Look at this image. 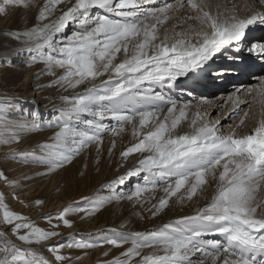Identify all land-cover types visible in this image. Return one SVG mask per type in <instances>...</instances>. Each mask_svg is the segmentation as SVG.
Segmentation results:
<instances>
[{
  "label": "snow or ice",
  "instance_id": "snow-or-ice-1",
  "mask_svg": "<svg viewBox=\"0 0 264 264\" xmlns=\"http://www.w3.org/2000/svg\"><path fill=\"white\" fill-rule=\"evenodd\" d=\"M12 8L34 10L35 22L2 33L14 46L0 67H15L12 55L26 56V67L43 65L37 78L54 77L40 87L74 95L59 96L61 105L54 106L47 124L58 131L38 145L39 155L13 150L11 158H31L45 167L40 174L48 175L71 165L92 145L99 154L106 134L113 137L111 159L115 138L131 134L119 154L118 169L125 170L101 186L107 194L83 197L86 206L73 202L48 215L52 229L60 226L54 219L71 228V215L90 216L124 199L148 206L153 218L176 205L195 207L193 214L155 230H113V236L97 234L95 241L73 238L45 245L52 259L0 231V264H64L72 259L61 254L64 248L129 243L120 257L104 264H264V67L262 74L255 73L243 55L264 65V37L249 38L254 29H264V0H0V14ZM245 73L255 82L233 84L226 96L201 95L195 104L163 91L177 87L181 78L220 86ZM79 88L83 91H75ZM48 99L54 104L56 98ZM213 99L220 101L218 112L225 103L229 112L213 117ZM17 111L16 99L0 97V145L42 130L34 119H11ZM241 113L239 122L225 130L221 120L235 121ZM130 157L135 163L129 166ZM133 178L140 179L129 186ZM0 180L10 187L19 184L3 171ZM0 225L10 226L23 245H42L60 235L11 210L2 192ZM146 248L157 251L143 254Z\"/></svg>",
  "mask_w": 264,
  "mask_h": 264
},
{
  "label": "bare ground",
  "instance_id": "bare-ground-1",
  "mask_svg": "<svg viewBox=\"0 0 264 264\" xmlns=\"http://www.w3.org/2000/svg\"><path fill=\"white\" fill-rule=\"evenodd\" d=\"M34 22H35L34 10H25L23 8H12L9 10L7 15L0 14V60H2L5 54H7L8 49L14 46L13 42L7 41L5 37L2 35V33L7 30H16L23 28L25 26H31V24ZM259 29L260 28L254 29L250 34V36ZM10 58L11 59L13 58L15 62V67L25 66L22 61L27 59L26 56H16V55H12ZM13 68L14 67H0V97L11 96L14 99H16L17 104L20 105V107L27 112V115L29 113L30 115L29 118H31V120L34 119L35 121L39 122L43 126V128H45V131L41 130L42 131L41 133H39V131L34 133H25L22 136L19 144L16 143L17 146L16 149H19L17 153L18 152L21 153L25 150H31V151L36 150V154H39V150L37 149V146L41 144V140L45 136L48 137V135L49 136L52 135L56 130V128L54 130L53 127H47V124L49 121L52 120L53 116L55 115L53 111L54 106L59 107L61 105L59 96L74 95V92L73 91L60 92L56 88L40 87L41 85H47L48 83H50L52 79H54V77L46 76V75H40V77L37 78L36 74L41 72V70L43 69V65L38 64L36 66L28 67V69L25 68L23 72L19 70L16 71V69ZM258 74H262V73L260 72ZM250 82L254 83L255 81H253L251 77H249L248 80L242 81L240 83L248 84ZM193 85L196 84H194V82H186L184 81L183 78H181V81L178 82V86L175 88L176 90L181 88H185V89L191 88L189 90L193 91L192 90ZM176 90L173 88L171 91H169L168 89H164L163 91H165L166 94L172 95L174 92H176ZM231 90L232 87L231 88L227 87L218 92L210 93L208 97L213 98L222 95L226 96L227 92H230ZM29 91H33L37 94H41V97H38L39 100L37 101L36 99H33L32 101H34L35 103H32L28 101L26 102L25 100L20 99V97H18V96L26 97ZM75 91H83V88H79ZM16 93H18V95H16ZM178 93L181 94L183 93V95H186L188 94V91L184 92L183 90H178ZM32 95H34V93L30 95V98L32 97ZM51 97L56 98L54 104L49 103L48 98ZM193 97L194 98L182 97L181 99L178 100L181 103L191 101L193 104H195L196 100L199 99L201 96H197L196 94H194ZM217 103H220V101L213 99V104L212 107L210 108V111L212 112V116L215 117L214 116L215 114L216 116L226 115L229 112V104L225 103L223 109H221L218 112L215 108V105ZM41 104L45 106L42 110H40ZM245 110L248 109L245 108ZM252 110L256 111L257 106L253 105ZM240 118H242V113L241 116L237 117L235 121L224 119L221 120V123L222 125L225 126V130H226L227 125L229 123H233V124L238 123ZM11 119H22V115L17 114L13 117L11 116ZM42 120L44 121V123H41ZM105 123H111L113 126H115L116 122L106 120ZM251 123L252 120L250 118L249 124ZM112 139L113 137L110 134H108V136L106 135L104 136V142L103 145L101 146V151L99 154L96 151V145H92L90 148L85 150V153L83 152V154L80 157H77L70 166L61 169L60 171L58 170L59 172L54 173L49 180L48 179L46 180V178L43 179V177L42 179L35 180L37 183H39L38 186H41V187H37V189L42 188L43 192L45 193L43 194V196L46 198V201L50 202L54 207L55 204L57 205V207H59L65 204H69L84 196L90 195L91 193H93L92 191H94L97 194L104 193V192H100L101 186L107 183L115 176L122 174L123 171L125 170L124 168L118 169V162L120 160L119 154L122 150H124L126 146L129 145L131 141V134L129 131H126L121 136L115 138L116 146L115 149L113 150L110 159L108 155V149L111 147ZM14 147L15 146L12 145H0V162L2 161L5 162L7 167L11 165L9 163L10 162L9 154H11L12 152L11 150ZM87 161L89 162V166L87 168H84L85 165L83 166V164L84 162ZM2 163H0V165ZM132 163H135V157L129 158L128 161L129 166ZM17 165L14 166L13 169L12 168L10 169L14 171ZM31 166H23L22 169H19L18 172L21 173V175L23 173L24 174L27 173V174L21 176V178L17 177L15 179H12L19 181V184L15 188H9V191H15L16 189V192L25 194V191H28L31 193L30 190L31 188L29 187L30 185L28 184L31 181L25 183L24 179H26V177H30V179H32L31 176L34 174H38L40 176L41 175L40 173L46 170L45 168L42 167H31ZM84 170H85V176L82 175L81 177H78L79 174H81V172ZM138 179L140 178H133V180L129 183V186L137 182ZM63 183L65 184V186L62 185ZM58 184L62 185L63 187L59 186ZM124 190L126 191L127 189ZM155 195L157 198H159L161 195H163L162 190L156 192ZM152 202L154 203L156 201H152ZM204 203L205 201L201 200L200 206H203ZM147 207L148 206L142 208L139 205H134L132 201H129L127 199L120 200L117 203L114 202L113 204H111L108 208L105 209V212L102 215H98L97 217L92 219V221L78 222L77 225L79 226V228L74 227L71 229V232L78 234L80 233V231L86 230L85 225L88 226L86 234L90 236L97 233H101L103 235L109 234L113 236L114 235L113 230H115V232H125V233L147 232L150 230L158 229L164 223L175 220L182 215L193 214L195 205H188L183 207L176 205L174 208L167 210L165 213L157 215L154 218L151 217L150 212L147 211ZM122 225H124V227H122ZM23 246L25 247L28 245H23ZM127 247L128 246H125L123 250H125ZM121 250H117L115 248L101 247L91 251L90 255L93 257H97L98 255L104 256V253L108 252L107 255L108 257L106 258L108 260V258L111 259L110 258L111 255H117L119 257V255L121 254L120 253ZM154 251L157 250L152 249L150 252H154ZM143 254H149V251L147 249H144Z\"/></svg>",
  "mask_w": 264,
  "mask_h": 264
},
{
  "label": "rangeland",
  "instance_id": "rangeland-1",
  "mask_svg": "<svg viewBox=\"0 0 264 264\" xmlns=\"http://www.w3.org/2000/svg\"><path fill=\"white\" fill-rule=\"evenodd\" d=\"M36 65H38V64H33L32 66H36ZM39 65H42V64H39ZM25 68L28 69V67H26V66H23V67H14L13 69H16V71L19 70V71H22L23 72V70H25ZM33 93H34V95H32V97L30 98V95L33 94ZM16 95H18V93H16ZM18 97H20V99L25 100L26 102L28 101V102L35 103L32 100L33 99H36L38 101L39 100L38 97H41V94H37V93H35L33 91H29L27 93V96L26 97L25 96H18ZM187 98H189V97H187ZM19 107H20V105L17 104V109L19 111L14 112L13 115H12V117L15 116V115H17V114H21L22 113V118L23 119H30L31 120V118H29V116H30L29 113L27 115V112L25 110H23L21 107L20 108ZM44 107L45 106L43 104H41L40 110H42ZM214 116L216 117V114ZM41 123H44V121L42 120ZM42 130L45 131V128H42ZM54 130H55V128H54ZM56 131H58V129H56L55 132ZM41 132L42 131L40 130L39 133H41ZM54 133L52 135H50V136L48 135V137L45 136L41 140V144L45 143V141L46 142H49L50 141L49 138L52 137L54 135ZM106 136H108V134H106ZM17 144H19V143H17ZM11 145L12 146H15L11 151L13 152V150L15 149V151L17 153V151L19 149H16L17 148L16 143H14V145L13 144H11ZM37 149H38V146H37ZM28 151H31V150H25L23 152H28ZM84 153H85V151H84ZM37 155H39V154H37ZM9 156H10V154H9ZM80 156H78V157H80ZM10 159H11V156L9 157V161H10L9 163L11 164L9 167L6 166L5 162L2 161L4 164L2 162H0V163H2L0 165V171H3L9 177L10 180L15 179L17 177L21 178V176L27 174V173H25V174L23 173L21 175V173L18 172L19 169H22L23 168V166H31L32 165L31 167H42V168H45L44 166H42L40 164L31 162V158L28 159L29 163L28 162H25V160H23L22 158H21V160L20 159H13V160L11 159L10 160ZM16 165H17V167H15L16 169L13 171L12 169ZM84 165H87V167H88L89 166V162L88 161L87 162H84L83 166ZM10 168H12V169H10ZM84 168H85V166H84ZM59 171H56L55 173H57ZM82 172L84 173L83 175L85 176V170L82 171ZM53 174L54 173H51L49 175H40V176L38 174H34V175L31 176L32 179H24L25 183H28V182L31 181L30 183H28L30 185L29 187L31 188L30 189L31 190V193L28 192V191H25V194L24 193H20V192H16V189H15V191H9V188H15V187H10V186L6 185L2 180H0V192L4 193V195H5V202L9 205V208L11 210L16 211V212H18V213H20V214H22L24 216H27L38 227L44 228L46 230H50V229L51 230H56V231H58L60 233L59 236L53 238L52 240H49L47 242H44V244H42V245H31V246L28 245V246H25V247H32L38 253L44 255L45 257H47L49 259H52V254L50 252H48L47 247L45 245H54V244H57V243H68L73 238H75V239L84 238V239H89V240L95 241V240H97L99 238L97 234H100L102 236H111L109 234L108 235H103L101 233L93 234L91 236L90 235H87L86 234L87 233V229H88V226L87 225H85L86 230L80 231V233H78V234L77 233H74V232H71V229L74 228V227L79 228V226L77 225L78 222H82V221H92V219H94L98 215H102L105 212V209L108 208L111 204H113L114 202L115 203L118 202V201H113L112 203L106 204L105 207H103L100 211H98L95 214L90 215V216H86L85 213H76L74 215H71L69 217V219L72 221V227L71 228H68V227L63 226V224L61 222L56 221L54 219L52 223L53 224L59 223L60 226L58 228H56V229H52V225H50L48 223V221H47V219H45V217H47L48 215L55 216V214L63 206H65L67 204H65L63 206H59V207H57V205L55 204V207H54L50 202L46 201V198L43 196V194H45V193L43 192L42 188L41 189L40 188L37 189V187H41V186H38L39 183H37L35 180L42 179V177H43V179L46 178V180L47 179L49 180ZM75 176H76V174H75ZM81 176L82 175L79 174L78 177H81ZM62 185L65 186L64 183ZM62 185H59V186L63 187ZM92 192L93 193H91L90 195H87V196H84V197H94L96 195H106L107 194L105 192L104 193H100V194H97L94 191H92ZM14 197H16V198H14ZM82 198H80L78 200H75L73 202H75L79 206H86L85 203L82 201ZM37 199L42 200L44 203L42 205H40V206L35 205L34 201L37 200ZM73 202H71V203H73ZM9 229H10V226L0 225V231H6V232H8V238L9 239H11L14 243H16L18 245H22L21 247H24L23 244H21V242L18 241L16 239V237L11 234V232H10ZM125 246L130 247L131 245H130V243L128 245L125 244L122 247V250H121V248H115V247H112L110 245H104L103 247H106V248H115L117 250H121L120 251V253H121L122 251H124L123 249H124ZM98 248H101V247H97V248H93V249H87V250H81V249H75V248H71V249L70 248H64V249L61 250V254L65 255V256H69V257L72 258V259H70L68 261H65L64 264H104V262L107 261L106 258L108 256L105 257V255L104 256L98 255L97 257H93V256L90 255V252L91 251L96 250ZM146 249L149 251V254L152 253V252H150L152 249H148V248H146ZM85 252H87L86 255H85ZM77 256L82 257V259L76 260L75 258ZM117 257H118L117 255H111L110 256L111 259L117 258ZM119 257H120V255H119ZM111 259L108 258V260H111ZM136 259H139V258H136ZM133 264H135V260L133 261Z\"/></svg>",
  "mask_w": 264,
  "mask_h": 264
}]
</instances>
